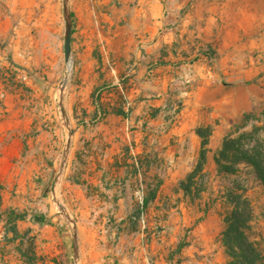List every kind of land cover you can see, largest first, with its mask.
Masks as SVG:
<instances>
[{"label":"rangeland","instance_id":"374dc122","mask_svg":"<svg viewBox=\"0 0 264 264\" xmlns=\"http://www.w3.org/2000/svg\"><path fill=\"white\" fill-rule=\"evenodd\" d=\"M72 2L68 72L63 0H0V241L6 232L8 252L36 247L40 213L47 225H67L75 264L77 230L99 239L110 264H241L226 223L237 210L264 264V186L250 166L219 160L227 138L260 146L264 157V0L234 51L213 33V0H163L164 17L170 3H184L179 19L199 2L190 33L169 24L159 56L139 42L124 69L112 37L95 45L81 37ZM216 85L232 92L237 116L227 122Z\"/></svg>","mask_w":264,"mask_h":264},{"label":"crops","instance_id":"0c3cea01","mask_svg":"<svg viewBox=\"0 0 264 264\" xmlns=\"http://www.w3.org/2000/svg\"><path fill=\"white\" fill-rule=\"evenodd\" d=\"M73 1L72 5L77 12L75 15L77 18L75 21L76 30L81 34V37L88 39V43H94V45L101 42L105 37L114 39L112 45L113 53L117 55V69H124L136 63L137 55L141 52L139 48L142 47L137 45L139 42L144 43V51L151 54L153 59L159 56L158 51L162 44L170 40L171 35L167 32V26L174 24L179 36L189 34L190 30L187 26L190 22H193V17L197 16L200 10L199 2H196L190 13L191 16L185 15L179 19L176 12L183 6L184 3L182 4V2L181 4L177 2L170 3L171 13L164 17L162 15L163 0ZM114 1H117L118 4L109 5L110 2L114 3ZM260 2L261 0H213V33H216V37L220 39L222 45H227L232 50L234 47H241L239 38L247 30V24L249 21L257 19L262 13ZM106 11L110 12L107 13ZM104 23L107 24L106 31ZM197 30H199L198 27ZM158 32L160 34L158 40L152 41L153 38H156ZM137 39L139 40L137 41ZM71 44L72 42L70 48ZM145 63L146 59L143 63L138 64L139 72H141L138 76L143 75ZM160 71H163L162 67L155 69V72ZM168 79V76L164 77L163 82H168ZM137 84H140V82L137 81ZM132 86L134 87L135 84L133 83ZM137 90L131 88V92H137ZM214 93L218 95L223 93L221 99L223 109L219 113L223 120L227 122L236 117L237 110L231 106L232 92L226 94L221 86L216 85L213 88ZM15 227L17 233H20L18 226L15 225ZM37 233L36 247L32 249L33 254L31 256H33V259L31 262L27 260L17 243L14 246H19L18 249L15 250V253L10 254L8 249L11 244L8 241H0V262L2 264H75V259H73L74 246L68 236L65 223L59 220L55 225L41 224ZM104 256L105 253L100 248L99 239L94 236L81 238L77 230L76 259L78 264H110L109 260L106 262ZM126 264L148 263L138 260L132 261V263L128 261Z\"/></svg>","mask_w":264,"mask_h":264},{"label":"trees","instance_id":"16d2710c","mask_svg":"<svg viewBox=\"0 0 264 264\" xmlns=\"http://www.w3.org/2000/svg\"><path fill=\"white\" fill-rule=\"evenodd\" d=\"M72 17V15H71ZM205 145V141L202 140V147ZM219 160L223 161L225 163L229 164H245L250 166L253 171L256 173L260 183L264 186V157L261 152L260 146H249L244 147L239 142H234L231 139H225L223 142L222 150L219 153ZM200 159L203 160V153L201 152ZM219 162V161H218ZM220 164V162L218 163ZM227 169L226 167H221ZM230 171L227 169L228 172ZM247 214V213H246ZM248 215V214H247ZM23 215L18 216V218H22ZM240 213L237 212V210L233 211V214L226 220L227 223V232L229 234H233L235 237V244L228 245V248L231 252V256L234 258H239L241 260V264H256L257 262V255L255 246L252 242H249L245 236L243 229L245 226V219L240 221ZM13 215L10 213L8 215V222H11L13 224ZM34 220L38 223H44L46 222V218L43 214H37L34 217ZM242 223V226L240 225ZM10 232L14 234V236H17L16 227L13 224L9 229ZM3 239L5 241H8L7 239V233L5 232L3 235ZM22 239V237H21ZM32 243L29 244L28 249L24 255L26 256L27 260L29 262L32 261L33 256H31L32 253ZM236 250H239V254L236 253ZM27 254V255H26ZM29 254V255H28ZM260 259H258L259 261Z\"/></svg>","mask_w":264,"mask_h":264},{"label":"water","instance_id":"95a60500","mask_svg":"<svg viewBox=\"0 0 264 264\" xmlns=\"http://www.w3.org/2000/svg\"><path fill=\"white\" fill-rule=\"evenodd\" d=\"M63 19H64V41H63V50H64V59L68 62L71 54V15L67 7V0H63ZM74 242V239H73Z\"/></svg>","mask_w":264,"mask_h":264},{"label":"bare ground","instance_id":"6f19581e","mask_svg":"<svg viewBox=\"0 0 264 264\" xmlns=\"http://www.w3.org/2000/svg\"><path fill=\"white\" fill-rule=\"evenodd\" d=\"M71 59L69 58L68 62H67V70L68 72L70 71V68H71Z\"/></svg>","mask_w":264,"mask_h":264}]
</instances>
